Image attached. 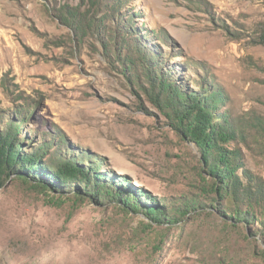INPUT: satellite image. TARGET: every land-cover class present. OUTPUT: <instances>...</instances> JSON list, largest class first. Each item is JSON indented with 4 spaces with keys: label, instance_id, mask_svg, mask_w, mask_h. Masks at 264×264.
<instances>
[{
    "label": "rangeland",
    "instance_id": "obj_1",
    "mask_svg": "<svg viewBox=\"0 0 264 264\" xmlns=\"http://www.w3.org/2000/svg\"><path fill=\"white\" fill-rule=\"evenodd\" d=\"M149 59L185 95L218 99L239 173L264 183V0H0V133L23 118L21 150L50 143L47 154L98 165L140 204L180 201L201 154L154 95ZM51 198L1 181L0 264H260L215 215L159 243L156 225L139 226L146 214L116 200L69 217V200Z\"/></svg>",
    "mask_w": 264,
    "mask_h": 264
},
{
    "label": "trees",
    "instance_id": "obj_2",
    "mask_svg": "<svg viewBox=\"0 0 264 264\" xmlns=\"http://www.w3.org/2000/svg\"><path fill=\"white\" fill-rule=\"evenodd\" d=\"M156 64L155 59H149L147 66L144 63L154 95L167 108L173 128L195 143L201 154L199 172L188 195L180 201H156L146 206L131 197L122 184L104 180L98 165L86 167L70 158L56 160L44 149L50 143L38 144L29 152L21 150L27 143L24 136L19 138L23 118L0 133V183L11 174L54 201L69 200V217L87 200L96 204L116 200L125 212L130 208L145 213L147 221L139 226L156 225L161 230L159 243L172 227L215 215L222 218L225 227L235 228L247 242L249 256L264 264V183L247 169L242 171L245 179L239 173L241 152L228 146L238 136L236 128L226 114L218 112L217 105L211 106L217 98L194 91L185 95L173 88L163 73V77L158 75Z\"/></svg>",
    "mask_w": 264,
    "mask_h": 264
}]
</instances>
